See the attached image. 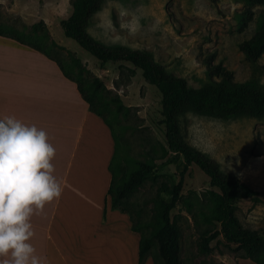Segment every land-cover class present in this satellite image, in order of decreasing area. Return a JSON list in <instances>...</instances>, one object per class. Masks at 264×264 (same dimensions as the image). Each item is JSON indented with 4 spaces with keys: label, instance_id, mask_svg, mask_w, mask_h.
<instances>
[{
    "label": "rangeland",
    "instance_id": "rangeland-1",
    "mask_svg": "<svg viewBox=\"0 0 264 264\" xmlns=\"http://www.w3.org/2000/svg\"><path fill=\"white\" fill-rule=\"evenodd\" d=\"M70 2L0 0V31L33 35L41 48L83 85L85 93L93 90L94 79L101 84L92 102L115 137V176L128 173L138 163L152 165L143 182L129 192L127 202L134 226L150 239V253L156 254L153 239L156 204L168 198L159 189L176 183L181 167L180 162L175 165L164 162L169 155L160 123L158 93L129 63L100 65L74 41L64 37L59 22L69 15ZM118 5L128 11L129 17L139 18L137 28H121L129 17L120 16ZM245 9L252 12V18L245 29L238 31V15ZM106 16L116 29L108 36L98 27ZM263 16L264 8L247 6L238 0H217L215 7L207 0H105L90 18L87 32L106 46L121 45L149 52L190 88H199L207 80L208 60L211 65H220L230 72L234 82L253 80L264 85V54L250 64L238 50V44L258 29ZM117 35L121 37L119 42L109 38ZM179 132L188 146L216 161L223 173L257 192L253 200H237L234 215L242 228L263 236L264 118L220 121L186 114L179 119ZM212 192L217 190L209 187L207 177L190 165L183 178L180 198L169 213L178 233L179 262L253 264L221 235L208 243L207 251L202 250L203 237L218 229L216 224L202 219L210 212ZM147 262L145 259L142 264ZM123 264H131L126 255Z\"/></svg>",
    "mask_w": 264,
    "mask_h": 264
},
{
    "label": "trees",
    "instance_id": "trees-1",
    "mask_svg": "<svg viewBox=\"0 0 264 264\" xmlns=\"http://www.w3.org/2000/svg\"><path fill=\"white\" fill-rule=\"evenodd\" d=\"M105 0H71L69 15L59 22L65 38L74 41L79 48L95 59L100 65L105 63L127 62L140 71L141 77L152 85L159 96L160 123L163 125V136L168 158L165 164L181 163L176 183L160 187V192L167 199H160L156 204V227L153 239L156 242V254L150 253L151 241L136 226L128 210V194L138 187L152 170V165L138 163L128 173L121 172L115 176L116 143L110 126L100 112L95 109L92 98L101 84L94 79L91 93H85L83 85L73 79L63 69L61 63L44 51L38 39L29 34L2 33L0 36L33 49L47 59L53 61L62 75L76 84L81 99L88 105L90 112L100 117L110 129L113 139V154L108 164L110 174L106 197L109 208L125 214L130 222V231L138 234L136 264H142L150 257L152 264H181L178 260V233L169 213L180 198V190L185 173L190 165L197 167L208 179L210 188L217 190L210 193L212 206L208 215L202 219L206 223L216 224L218 229L210 232L202 239V250L207 251L208 243L217 236L234 244L242 256L253 264H264V235L257 231L242 228L234 215L237 200H253L257 192L234 178L223 173L219 164L206 154L188 146L179 132V119L186 114L206 117L214 120L227 121L238 118H264V85L253 80L243 83L234 82L230 72L220 65H211L207 61V80L199 88H190L182 78L175 77L164 66L156 62L145 50L131 49L127 46H106L93 39L87 32L90 18L100 10ZM215 7L217 0H207ZM247 6L264 8V0H238ZM237 29L242 31L252 18V12L243 10L239 15ZM40 40V39H39ZM53 44V43H51ZM54 45V44H53ZM244 60L254 64L264 54V16L253 35L238 44ZM211 58V57H210Z\"/></svg>",
    "mask_w": 264,
    "mask_h": 264
},
{
    "label": "crops",
    "instance_id": "crops-1",
    "mask_svg": "<svg viewBox=\"0 0 264 264\" xmlns=\"http://www.w3.org/2000/svg\"><path fill=\"white\" fill-rule=\"evenodd\" d=\"M4 116L44 129L56 150L52 163L63 192L32 218L37 254L48 264H123L125 255L136 264L138 234L130 231L125 214L109 208L106 197L113 154L109 127L89 111L76 84L53 61L0 36Z\"/></svg>",
    "mask_w": 264,
    "mask_h": 264
},
{
    "label": "clouds",
    "instance_id": "clouds-1",
    "mask_svg": "<svg viewBox=\"0 0 264 264\" xmlns=\"http://www.w3.org/2000/svg\"><path fill=\"white\" fill-rule=\"evenodd\" d=\"M118 7L121 17H129L127 10ZM138 25V17H129L121 28ZM98 27L106 36L116 31L107 16ZM109 38L121 40L119 35ZM55 155L44 129L15 116L0 118V264H48L31 243L35 236L32 218L62 195L52 163Z\"/></svg>",
    "mask_w": 264,
    "mask_h": 264
}]
</instances>
